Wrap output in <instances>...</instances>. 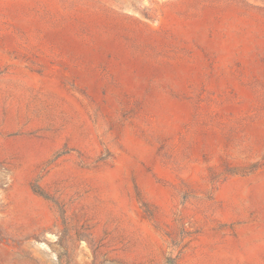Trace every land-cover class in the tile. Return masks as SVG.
I'll use <instances>...</instances> for the list:
<instances>
[{
	"label": "rangeland",
	"instance_id": "rangeland-1",
	"mask_svg": "<svg viewBox=\"0 0 264 264\" xmlns=\"http://www.w3.org/2000/svg\"><path fill=\"white\" fill-rule=\"evenodd\" d=\"M0 264H264V0H0Z\"/></svg>",
	"mask_w": 264,
	"mask_h": 264
}]
</instances>
